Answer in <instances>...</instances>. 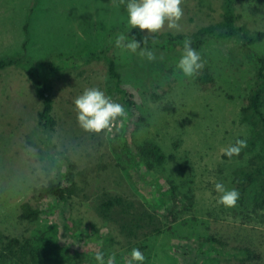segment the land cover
Segmentation results:
<instances>
[{
  "label": "rangeland",
  "instance_id": "rangeland-1",
  "mask_svg": "<svg viewBox=\"0 0 264 264\" xmlns=\"http://www.w3.org/2000/svg\"><path fill=\"white\" fill-rule=\"evenodd\" d=\"M223 2L183 0L179 30L165 24L157 33L191 34L219 22ZM257 8L264 10V0H236L237 25L263 31L264 14ZM123 29L131 26L121 0H0V59L42 63L61 56L67 65L46 77L53 105L46 125L38 118L41 101L30 76L18 68L0 71V236L30 239L65 260L77 257L72 264H96L97 251L127 264L133 248L143 252L144 264H264V208L253 212L249 201L226 208L215 191L217 182L232 189L234 171L259 153L258 142L228 160L221 152L237 139L250 140L252 127L241 109L255 81L254 63L236 39L211 40L199 53L216 83L201 88L177 69L180 48L150 49L156 58L148 61L115 46ZM252 49L264 56V42ZM92 51L103 54L86 61ZM108 59L134 108L111 90ZM92 87L126 109L110 133H86L77 124L73 101ZM127 142L131 149L157 145L164 163L137 171L125 158L131 156ZM66 160L76 167L79 192L66 203L39 199L37 191L48 180L57 182L67 172ZM167 181L192 202L170 230L128 244L96 215L102 191L139 200L159 215L158 194ZM23 203L40 210L36 222L19 220Z\"/></svg>",
  "mask_w": 264,
  "mask_h": 264
},
{
  "label": "trees",
  "instance_id": "trees-1",
  "mask_svg": "<svg viewBox=\"0 0 264 264\" xmlns=\"http://www.w3.org/2000/svg\"><path fill=\"white\" fill-rule=\"evenodd\" d=\"M235 3L236 0H224L221 20L202 26L191 34L170 32L147 34L148 30L141 31L137 27L123 29L121 35L129 36V39L134 38L144 48L166 52L176 48L183 51L184 43L189 39L191 46L198 52L211 40L236 39L238 41L247 57L255 65V81L249 92L246 105L241 109L242 117L252 127L250 140L242 151L258 142L259 153L251 157L244 167L234 171L232 185L240 192L237 204L244 205L246 201H249L252 211L255 212L264 208V113L262 111L264 106V56L253 51L252 47L264 42V30L249 32L243 26L237 25L238 16L234 11ZM253 11L264 14V10L258 8ZM145 37L148 40L144 43ZM102 54L103 52L92 51L86 56V61L98 59ZM66 66L61 56H55L54 61L42 63L24 57L0 59V71L18 68L30 76L36 97L41 101L38 118L45 125L51 123L50 117L53 109L52 100L47 93L46 77L57 73ZM107 69L112 81L111 90L120 96L128 109L134 108L133 96L121 87L120 74L112 59H108ZM194 79L201 88H209L216 83L205 65ZM127 143L125 148L131 156H125V158L129 162H133V167L137 171L141 165H144L146 170L152 171L164 163L165 156L157 145L146 142L141 146L132 145L131 149L129 143H132ZM222 157L225 160L231 159L225 155ZM234 157L236 156L232 158ZM66 161L67 172L60 173V179L57 182L53 179L48 180L37 191L39 199H53L58 203H66L79 192L74 174L76 167L70 161ZM167 185V189L159 191L158 194L159 215L150 212L139 200L106 191H102L96 197L94 210L98 218L104 223L114 226L128 244L161 234L170 230L179 221L180 216L190 209L192 203L191 198L179 197L177 187L172 181H167ZM40 213L37 207L23 203L20 206L19 220L28 223L36 222ZM91 234L96 235L95 241L100 238L97 231H92ZM77 260V257L70 261L65 260L50 249L36 246L32 240L27 238L0 236V264H72L78 263Z\"/></svg>",
  "mask_w": 264,
  "mask_h": 264
},
{
  "label": "clouds",
  "instance_id": "clouds-1",
  "mask_svg": "<svg viewBox=\"0 0 264 264\" xmlns=\"http://www.w3.org/2000/svg\"><path fill=\"white\" fill-rule=\"evenodd\" d=\"M125 4L127 23L132 28L141 31L148 30L149 34H155L167 25L170 30H179L184 11L181 7L183 0H121ZM129 37V36H128ZM120 35L115 46L121 49L137 53L148 61L155 60V54L150 49L141 46L134 38ZM145 37L144 43L147 41ZM139 49V52L137 50ZM177 69L188 78L195 77L203 68L204 62L200 53L191 46V40H186L183 54L176 65ZM76 121L81 130L90 134H107L113 131V125L126 116L125 107L104 91L97 87L87 88L74 101ZM247 146L244 139H237L234 144L222 148L221 152L228 158L239 156L242 149ZM215 191L218 194L217 203L226 208H233L240 199L239 190L228 189L223 183H215ZM96 264H116L115 254L107 257L102 251L94 255ZM145 255L139 248H133L127 264H144Z\"/></svg>",
  "mask_w": 264,
  "mask_h": 264
}]
</instances>
